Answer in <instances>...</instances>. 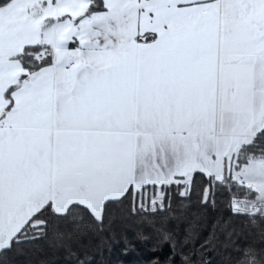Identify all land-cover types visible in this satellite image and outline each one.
Listing matches in <instances>:
<instances>
[{"label":"snow or ice","instance_id":"1","mask_svg":"<svg viewBox=\"0 0 264 264\" xmlns=\"http://www.w3.org/2000/svg\"><path fill=\"white\" fill-rule=\"evenodd\" d=\"M0 264H264V0H0Z\"/></svg>","mask_w":264,"mask_h":264},{"label":"trees","instance_id":"2","mask_svg":"<svg viewBox=\"0 0 264 264\" xmlns=\"http://www.w3.org/2000/svg\"><path fill=\"white\" fill-rule=\"evenodd\" d=\"M131 257H129V258H126V259H130Z\"/></svg>","mask_w":264,"mask_h":264}]
</instances>
